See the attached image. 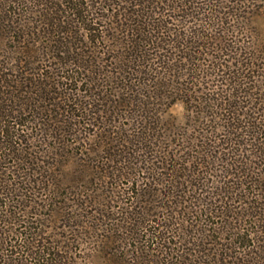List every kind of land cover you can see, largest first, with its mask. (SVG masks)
Returning <instances> with one entry per match:
<instances>
[{
	"label": "trees",
	"instance_id": "obj_1",
	"mask_svg": "<svg viewBox=\"0 0 264 264\" xmlns=\"http://www.w3.org/2000/svg\"><path fill=\"white\" fill-rule=\"evenodd\" d=\"M261 17L264 0H0V264H74L82 236L106 264H264Z\"/></svg>",
	"mask_w": 264,
	"mask_h": 264
},
{
	"label": "rangeland",
	"instance_id": "obj_2",
	"mask_svg": "<svg viewBox=\"0 0 264 264\" xmlns=\"http://www.w3.org/2000/svg\"><path fill=\"white\" fill-rule=\"evenodd\" d=\"M252 26L254 27V30H255L254 32L258 33V34L260 33V35H263V38H264V17L258 18L257 20L253 21ZM249 37L250 36H248V35L247 36L241 35L240 39H243L247 42H250ZM2 54H3V52H2L1 47H0V56ZM104 80H105V78H104ZM108 84L112 85V83L110 81L108 82ZM106 86H105V91L108 93L110 88H108ZM161 110H162L161 120L164 121V123L166 122V125L167 124L171 125V126L175 127V129H177L180 126H183L184 124L188 123V121H187V115L188 114H187V111L185 109L184 104L181 102L174 103L173 105H170V106H163V107H161ZM85 131H86V134H85ZM85 131L83 130V132H81L80 134L78 133L74 137L76 139H81V137L85 139V136H88L89 134L93 133V132H91L92 131L91 127L86 128ZM100 132H102V131H99L98 133H100ZM91 135H93V134H91ZM90 137H93V136H90ZM88 143H89L88 140H85L84 142L80 141L79 144H77L78 147L83 146V149H81V151L78 150V152H77L78 154H73V155H75L74 161H76L78 159V157H80V156H82L84 159H88V158L90 159L93 157L90 154H87L88 152L84 149L85 147L89 148ZM71 159H72V157L70 159H67V158L63 159L64 165L60 166V168L58 167V169H60V171L64 175L63 178H61V179H63L62 181L64 184H69L71 177L76 173L79 174L80 170H82V167H79L78 164L72 163ZM45 160H47V159H45ZM48 161L49 160H47V162ZM83 174H85L86 176L89 175V173H83ZM139 177H137V178H139ZM83 178L84 177L80 176L79 179H83ZM139 179H141V178H139ZM123 181H124V183L120 184V187H118L121 189L115 190V191L119 192V191H122L123 189H125L126 187L130 186V183H128L125 180H123ZM113 187H114V185H113ZM67 192L68 191H64V193H67ZM72 199H73V197L70 198V201ZM67 205H69V208H70V206H72V203L67 200ZM41 212H43V210ZM110 215H112V214H110ZM158 217H154L153 219H156V220H157V218L160 219V217H162V214H159ZM52 221L53 220H51L50 223L47 224L48 226H47V228H45L46 233H47V235H54L53 239L54 238L59 239L60 236H57V235H59V234L65 235V232H64L65 230L58 228V227L62 226V224L60 222L55 223ZM113 224L115 225L116 222L115 221H109L107 223H100L101 227L99 230L98 229L97 230L96 229H94V230L86 229V231H88L87 235L92 236L96 239L97 236L99 237L100 235L107 234L106 232H104V230L106 231V229L107 228L109 229L110 225H113ZM81 230H83V229L81 228ZM117 235L118 236H124V234H121V232H118ZM55 236H57V237H55ZM60 241L63 242L62 239H60ZM117 246H119V244H116L114 247H117ZM97 249H98V244L96 243V240L95 241L93 239L89 240V239H87L86 236H82L77 241H71V244L69 245L70 251L68 253V256L70 257V259L73 262H75L74 264H106V262L104 260L100 259L102 257V254L97 252Z\"/></svg>",
	"mask_w": 264,
	"mask_h": 264
}]
</instances>
